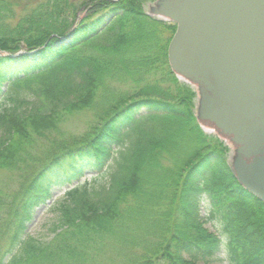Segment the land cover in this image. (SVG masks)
Wrapping results in <instances>:
<instances>
[{
    "label": "trees",
    "instance_id": "obj_1",
    "mask_svg": "<svg viewBox=\"0 0 264 264\" xmlns=\"http://www.w3.org/2000/svg\"><path fill=\"white\" fill-rule=\"evenodd\" d=\"M30 2L17 15L0 0V51L35 52L0 57V172L13 176L0 264H218L222 251L264 264V204L201 130L196 89L168 63L176 26L147 14L153 0ZM86 112L83 135L63 130ZM53 189L66 190L43 242L28 225Z\"/></svg>",
    "mask_w": 264,
    "mask_h": 264
},
{
    "label": "water",
    "instance_id": "obj_2",
    "mask_svg": "<svg viewBox=\"0 0 264 264\" xmlns=\"http://www.w3.org/2000/svg\"><path fill=\"white\" fill-rule=\"evenodd\" d=\"M167 58L198 89L197 121L230 142L238 183L264 204V0H160Z\"/></svg>",
    "mask_w": 264,
    "mask_h": 264
},
{
    "label": "rangeland",
    "instance_id": "obj_3",
    "mask_svg": "<svg viewBox=\"0 0 264 264\" xmlns=\"http://www.w3.org/2000/svg\"><path fill=\"white\" fill-rule=\"evenodd\" d=\"M5 1L13 4L12 5L14 8L13 10L16 11L17 15H20L22 13L23 6H29V5L33 4L32 2H30L31 0H5ZM32 1H34V0H32ZM158 1H160V0H153V2L149 3L147 5V8H145L147 14L150 15L151 17H154V16H156L158 18L160 17L157 15H154L155 14L154 11L157 8L156 3ZM161 21H163V20H161ZM5 104H8L7 100L0 101L1 106L5 105ZM90 117H91V115L87 114V112L85 114L82 113L78 116H72L66 122L67 124L63 126V130L69 132L71 135H74L75 137H80L81 135H83L84 130L86 128L85 123L88 119H90ZM35 170H36V172L39 173L42 169H41V167H37ZM104 172H102L101 174H98V175H96V174L91 175L89 173H86L84 178L81 180L80 183L85 182V181H88V182L93 181L91 179L92 177L100 176ZM39 174H38V176H39ZM12 177L13 176H11L9 173L0 172V184H2L5 187V190H7V189L10 190L13 187L10 185L8 186L10 179H12ZM105 179H106V177L103 179L104 182L106 181ZM65 190L66 189H63V190L53 189L52 199L47 203L48 206L42 205L41 207L39 206L34 210V212H33L34 218H33L32 222L28 225V227H29L28 233L32 237H35V238H37L43 242L48 240L49 238H51L49 229L52 227L51 225L56 221V218H57L56 207L54 206L55 205L54 203L63 198ZM205 212H206V208L204 209V211H202V216L204 218H206ZM221 223L222 222L218 218L217 219L214 218L210 221H207V227L211 231H213L217 236H219L220 239L224 243V242H226V240H225L224 235H222L223 233L221 232V231H223ZM222 252H221V255L219 256L221 261L218 264H227V262L225 261V254Z\"/></svg>",
    "mask_w": 264,
    "mask_h": 264
},
{
    "label": "bare ground",
    "instance_id": "obj_4",
    "mask_svg": "<svg viewBox=\"0 0 264 264\" xmlns=\"http://www.w3.org/2000/svg\"><path fill=\"white\" fill-rule=\"evenodd\" d=\"M201 130H203L204 132L206 131V129H205V128H203V127H202V129H201Z\"/></svg>",
    "mask_w": 264,
    "mask_h": 264
}]
</instances>
